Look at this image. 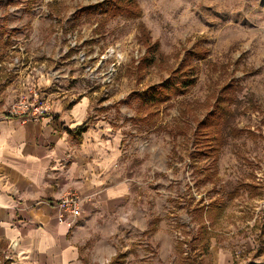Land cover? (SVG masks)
Listing matches in <instances>:
<instances>
[{
    "label": "rangeland",
    "instance_id": "rangeland-1",
    "mask_svg": "<svg viewBox=\"0 0 264 264\" xmlns=\"http://www.w3.org/2000/svg\"><path fill=\"white\" fill-rule=\"evenodd\" d=\"M103 1L0 0V108L29 76L49 95H92V116L123 133L130 193L92 248L104 264H217L222 252L264 264V0H137L138 18ZM142 29L158 43L143 70ZM186 57L195 84L142 121L139 92ZM217 98L232 110L223 141L199 147Z\"/></svg>",
    "mask_w": 264,
    "mask_h": 264
},
{
    "label": "crops",
    "instance_id": "crops-1",
    "mask_svg": "<svg viewBox=\"0 0 264 264\" xmlns=\"http://www.w3.org/2000/svg\"><path fill=\"white\" fill-rule=\"evenodd\" d=\"M47 85L28 76L7 103L37 86L45 93ZM45 94L51 110L39 120L0 108V247L10 264H104L92 248L109 239L105 226L124 212L130 193L124 135L92 116V95ZM73 191L83 198L86 217L70 227L58 222L56 204ZM260 261L252 256L244 262ZM237 262L223 252L216 260Z\"/></svg>",
    "mask_w": 264,
    "mask_h": 264
},
{
    "label": "trees",
    "instance_id": "trees-1",
    "mask_svg": "<svg viewBox=\"0 0 264 264\" xmlns=\"http://www.w3.org/2000/svg\"><path fill=\"white\" fill-rule=\"evenodd\" d=\"M103 6H105V11L110 13L112 16L116 15H127L129 17L138 18L142 15V10L139 6L137 0H105L101 2ZM142 42L147 46V53L140 61V69L143 70L144 68L152 65L154 60V54L157 51L158 43L156 41L152 42L151 36L149 35L146 29H142ZM197 51H194L192 55H194ZM198 53H203V50H198ZM205 58V55L202 56ZM185 64V65H183ZM183 66H179L177 69L171 72V75L164 80V82L158 85H151L149 88L145 89L142 92H139V99L140 104L143 110H147V115L142 116V121H148L149 119L152 120L151 124H153L154 116L157 114L159 115V107L169 100H171L174 96L183 94L186 90L193 86L196 82V74L193 72L194 66L188 65L187 57L184 60ZM226 102L222 98H217L216 102L214 103V110L213 114H215L216 118L213 120L207 118L200 123L198 126L197 131V143L200 146H210L211 148L217 147L223 141V132L227 127V124L218 126L222 119L227 118L230 113L231 109L226 107ZM154 107L156 110H154ZM152 109V110H151ZM209 119V120H208ZM214 126L213 132L208 130L211 126ZM85 129V126H81L79 130ZM219 132V137L217 135L213 137L211 135L215 134V131ZM212 139L213 143H219L218 145L207 144V141L203 143V139ZM7 264H10V261H7Z\"/></svg>",
    "mask_w": 264,
    "mask_h": 264
},
{
    "label": "built area",
    "instance_id": "built-area-1",
    "mask_svg": "<svg viewBox=\"0 0 264 264\" xmlns=\"http://www.w3.org/2000/svg\"><path fill=\"white\" fill-rule=\"evenodd\" d=\"M51 99L45 93L34 87L29 94L20 96L10 103L8 113L20 115L23 119L39 120L51 110ZM83 198L78 192H70L64 195L56 204L57 220L59 223H67L73 227L85 219L82 208ZM259 211L264 214V200L259 205Z\"/></svg>",
    "mask_w": 264,
    "mask_h": 264
}]
</instances>
